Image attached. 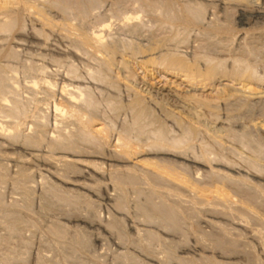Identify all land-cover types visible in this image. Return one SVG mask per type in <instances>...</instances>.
Wrapping results in <instances>:
<instances>
[{"label":"rangeland","instance_id":"rangeland-1","mask_svg":"<svg viewBox=\"0 0 264 264\" xmlns=\"http://www.w3.org/2000/svg\"><path fill=\"white\" fill-rule=\"evenodd\" d=\"M45 1L60 5L59 10L55 8L58 11L51 12L56 21L65 19L80 31L99 29L103 23H109L105 38L115 43L126 57L137 45L147 49L154 42L160 43L159 52H177L189 59L198 56L199 60L202 58L201 65L210 58L219 62L220 73L231 74L226 79L223 77L226 83L238 72L254 69L255 75L260 76L259 80L252 77L254 85L260 86L264 93V22L252 20L248 25L238 24L242 12L264 10V0H259V5L257 1L244 4L170 0L177 9L203 5V9L194 11L197 15L204 14L194 16L197 23L190 25L166 21L158 14L166 0ZM133 12L141 18L126 25L122 18ZM35 15L31 12L26 16L24 12L23 27L0 33V50L17 51L15 58H5L2 65L6 66V74L18 81L14 97L25 104L30 113L27 115L35 111L44 114L46 107L29 98L35 67L47 65L51 72L53 69L50 75L54 74L52 77L57 81L65 70L73 69L92 91L90 109L114 130H121L130 118L128 107L124 106L128 98L126 89L120 86L113 90L108 84L114 78L110 74L99 83L91 76L88 78L87 70L94 66L95 70L99 65L94 54L93 58L92 53L76 52V38L72 41L65 33L44 28ZM219 23L230 29L217 31L214 27ZM137 56L141 59L140 54ZM136 69L141 79L156 83L153 77H145L141 69ZM163 75H158L161 83L165 81ZM241 96L219 101L217 108L200 107L201 119L184 117L179 123L166 119L167 140L182 139L181 147L175 150L170 145L163 150L150 149L155 141L154 126L146 127L141 135L132 132L139 147L151 150L142 158L159 161L160 169L146 173L138 168L134 178L127 179L129 170L125 167L131 164L114 161L111 163L120 166L116 176L126 175L125 180L115 184L109 176V165L100 164L110 152L108 145L94 147L93 142L90 144L82 137L81 131L68 129L62 136L67 146L64 150L76 152L77 156L61 152L62 149L56 150L59 154L55 155L44 145L49 142L53 118L48 117L49 122L37 130L27 116L23 134L15 141L21 149L0 144V264H167L166 255L174 258L180 255L187 258L188 264H264V94ZM171 103L165 107L171 108ZM41 104L43 109H39ZM154 110L161 114L159 109ZM195 124L199 129L191 133L194 128L190 126ZM32 139L31 143L25 142ZM40 139L42 143L38 144ZM61 154L67 155L62 162L55 158ZM88 161H98L100 165L92 166ZM82 168L90 170V175L95 177L84 176L80 172ZM51 169L58 171L56 176L61 180L51 174ZM172 175L196 180L209 202H199L178 186ZM75 180L84 182L86 189L72 185ZM107 196L112 200H107ZM227 199L233 205L229 207H235L231 212L222 205ZM166 226L168 230L164 231ZM185 244L188 248L182 246Z\"/></svg>","mask_w":264,"mask_h":264},{"label":"bare ground","instance_id":"bare-ground-1","mask_svg":"<svg viewBox=\"0 0 264 264\" xmlns=\"http://www.w3.org/2000/svg\"><path fill=\"white\" fill-rule=\"evenodd\" d=\"M233 1H239L241 3L243 2L244 4L245 3L249 4V2H252V1H257L256 3H258L259 0H223L222 2L228 3V2H233ZM163 5L164 7L161 6L163 7L162 9L161 7H159L161 11L157 7L159 9L157 10L159 11V13L155 9L154 10L159 15L161 14L162 18L165 19L166 21H169V22L178 21L182 23L183 25H190L191 23L193 24L194 22L197 23V20L195 21L196 17H194L200 14V12H198V15L197 13H195L197 7L194 9L190 7L189 5V7H182V8L179 7L180 9H177L174 4V1H170V0L168 1L166 0ZM199 7L197 9H199ZM55 8L59 10L60 5H58L57 3L55 4L54 2H51L50 4H48V2L45 0L44 1L42 0H37V1H34V0H0V33L8 32V31L11 32L15 30L17 27H23V24H22V21H24L23 13L25 12L26 16L28 13V16H30L32 12V14L33 13L36 14L35 16L38 17L37 18L38 20H41L42 22L41 26L43 25L44 28L46 26L51 31L61 32L62 35L65 33L64 34L65 36L69 38H73L72 41L74 40V38H76L77 40L76 44L73 42L75 44L74 50L77 49V51L75 50L76 52H78L79 50L80 53L86 52L89 55L92 53L91 54L92 57L94 54V57L96 58V61L98 60L97 62L99 63V65H97L98 67L95 68V70L93 69L95 66L87 70L86 73L89 74L88 78H90L91 76V78L94 81L97 80V82L98 81L102 82V81H105L106 76L110 74V75H113L114 78L113 80L109 81L108 84L110 87L113 88V90L114 89L118 90L120 86H123V88L126 89V91L128 92L127 94L128 98L126 100L127 103L124 104V106H126V109L128 107L127 110H129L128 112H130L129 113L130 118L125 123V125L121 127V130L116 131L107 122H105L103 118L96 115V113L92 109H90V105L92 104V101H91L92 91L90 90L88 85L86 86L84 85L85 82L83 80L82 81L84 83L80 80L82 76L79 74H76V72L73 69L65 70L64 75L61 74L62 76L59 79L61 80L60 82L59 80L57 81L53 79L52 76L54 74L52 76L50 75V73L51 74L53 73V69L51 72V70L48 68L47 65L45 66L41 64L42 66L40 65H38V67L34 66L36 76L32 77L33 79L30 80V83L32 85L31 87L33 89L30 95L31 97L29 96L28 97L30 98L32 102L38 105H40L39 103H44V105H46V107H44L45 110H43L44 114H41V113L38 114V112L35 111L33 112V114L31 113V115H29L30 118L33 120L31 123H33V125L34 123L36 124L34 126L35 129L38 130L40 128L41 130L42 126L46 125V124L44 125V123L49 122L48 117L51 116L53 118V124L51 123L52 126L50 125L52 128H50L51 134L49 136V142L44 143V145H46L47 148H50V150L48 151L57 155L59 154V152H57L56 150L59 151V149H62V151L60 150L61 152L71 154V155H76L75 154L76 152L74 153L71 151L66 152L67 150L66 151L64 150L67 146L64 145L65 140L63 139L62 136L66 134L68 129L70 130L78 129L79 131H81L82 137L87 142L90 141L91 142L90 144H92V142L93 144H95L94 147H96V145H98L100 148L107 146V145L110 147V152H108V156L104 158V160H106L107 162L105 161L104 163H100V162L99 163L101 165L103 164L109 165L110 170H111V172H109L110 174L109 176H110V179L114 182V184H115V181H123L124 177L126 178V175H127V179L134 178L133 174L134 172H136L138 168L139 170H142V169L146 170V173H149V172L152 173V172H156V170H159L160 169L159 161H150L148 159L142 158L144 155H148V153L151 152L152 150L151 148L155 147V148H158L157 150H159V148L160 150L161 149L163 150L167 147V145H170V147H172V149L175 150V148L177 149L181 147L179 146L180 142L182 141L181 138H179L178 140H172V141L167 140L166 131H168L167 130L168 128H166V119L167 120L173 119L177 121V123L182 122V119L184 117H189L191 118L190 120H193V117L201 119L203 115L201 114L199 109L202 106L210 107V108H217L216 105L217 103H219V101L226 100V99H232L233 97H236L238 95L240 96L244 95V97L251 98L254 96L261 97V94L262 96L264 94L263 91L259 89L260 86L256 87L254 85V82L252 80L253 79L252 77L256 76L254 69L249 70L247 68L243 70L244 72L242 73L238 72L235 78L231 77L233 80H230V77H229L228 78L229 82L227 81L228 83H226V81L225 82L223 81V77H225L229 73L227 72L228 74H225L226 73L225 71H223L225 75H223L222 72L220 73L221 70H219V64H218L219 62L218 63L216 61L214 62V59L210 58L206 60V58L204 57L203 58L204 62L205 60L206 62L205 64L202 62L203 64L201 65L200 60L202 58L199 60L198 56L197 57L193 56L194 58L192 57L191 59H189L185 55H182L177 52L175 53L174 52H159L161 50L160 45H159L160 43L158 44L155 42L153 43V45H150L151 46L150 48H147V49L143 48L142 46L137 45V47L133 49L132 54H130L129 56L127 54L128 57H126V55H124L123 53H120V50L117 48L115 43L108 42L107 39L105 38L104 32L109 27V23H103V25H101V28L99 29H95L91 31H80L75 27L73 28L72 25L68 23L67 20L65 19L56 21L55 19L56 17L54 16L55 17L54 18L51 15V12L57 10ZM201 8L203 9L204 7H201ZM202 13L203 12H201V14ZM140 18H141V15L137 13L135 14L133 12L132 14L125 15L122 19L124 23L128 25L129 23H132L133 21H136V20L138 21ZM252 20H254V22L256 21L257 23L262 24V22H264V10L261 11L258 8L256 11H253L252 13L247 14L245 12H242L240 17L238 18V24L248 25V23H250ZM142 24L143 23H141V25ZM214 28L217 31L226 30V32L230 29L229 28L227 30L226 25H222L220 23L218 24V26L216 25ZM43 34L44 36H46V39H48V33L45 32ZM66 34H68L69 36ZM162 41H161V44L163 43ZM138 54H140V56L143 54H146V55L141 56V59H139V57L137 56ZM16 55H17V51L15 48H10V49L2 48V50H0V144L1 145L3 144V147L5 146L13 150L21 149L19 148V145L16 144L15 141H17V139L20 138V136L23 134L22 127L25 124L27 118L29 117L27 114H30L24 108L25 104L22 102V100L14 97L15 91H17L15 89H18V81H16L15 77L10 74H9L10 76H8L6 74V66L2 65L3 64L2 62L5 58L7 59L15 58ZM136 67L143 71L144 73L143 76L145 77L151 76V78L153 77L155 79L154 82L156 83H153V82L151 83L150 80L149 82L145 81L144 80L145 78L144 79L142 78L143 79L142 80L140 78L141 76H139L136 71L137 70ZM10 72H12V69ZM11 74H14V72ZM57 74L58 73H56V75ZM158 75L164 76L165 81L163 83H161L162 80L161 78H159ZM256 77H257L256 79H258L260 76L259 77L256 76ZM109 89L111 90V88ZM40 93H42L44 96L42 95L39 97L38 95H40ZM170 101L173 103V106L171 105V108L170 107L166 108L165 106ZM155 108L161 111V114L164 115L165 117L164 119L162 118L161 114H156L154 110ZM39 109H43V105L40 106ZM146 122L149 124L148 126L146 125ZM150 126H154L155 135L153 134V137L155 138V141L152 142L151 144V147H150L151 150L147 148L143 149L139 147L138 144L135 143L136 139L138 138L134 139L131 133L137 132L138 134L141 135L143 134L146 127H150ZM191 127L194 128L190 131L191 133L192 131L196 132L197 129H199L196 126V124L195 126L194 125L190 126V128ZM31 128L33 127L31 126ZM25 142L31 143L33 142V139L32 141L25 140ZM38 142H39L38 144H40L42 143V140L40 139ZM169 149L172 150L171 148ZM96 155L98 156V154ZM66 157L67 155L61 154V156L58 155L55 158L58 160L65 158L66 160ZM114 161L117 163L119 162V163H130L131 164L128 166H126L127 164L124 165L126 166L125 168L129 170L125 176L124 175L116 176L117 172L119 171H117L116 174H115V171L120 170L119 169L120 166H118L117 164L111 163ZM97 162L88 161V163H90L92 166L98 165L99 163ZM112 167L114 169H111ZM82 169L80 170V172L83 173L84 176L86 174V175H89L90 177L91 176L95 177L93 176L92 173H91L92 175H90V170H85V169L82 170ZM126 169H124V171ZM51 174L58 180H61L58 177L59 175L56 176V174H58V171L56 169L55 171L52 170ZM105 175L106 174H102V177L104 179H107L105 178ZM172 177L175 179L178 186H182L183 189H185L190 194L194 195L198 199V201L201 200L203 201L202 203L208 201L206 197H204L205 190L199 187V185H197L196 180L194 181L193 179H190L189 177L187 178L185 176L179 177L176 175H172ZM223 178H225V175ZM79 181L75 180L76 183H74L73 181V183L71 184L74 186H77V188L81 187V188L86 189L84 182H79ZM216 196H219V195H216ZM110 198L111 197L107 198V200L109 201L112 200ZM196 198L195 200H197ZM218 202L220 201L216 200V203ZM222 202H223L222 205H224V207L226 208L228 207L230 212L232 209L235 208V207L232 208L233 205L230 202H228V199ZM212 203L213 202H211L210 205ZM229 204L232 206L229 207ZM161 212L166 213L167 215L168 211H166L165 209H161ZM168 215L170 218L172 217V215H170L169 212H168ZM164 229H165L164 231L168 230L167 226L164 227ZM117 240H120V239H117ZM118 243L116 242L117 245H119ZM186 245L187 244L182 245V246L184 247ZM193 247L194 246H192V248ZM181 248L182 247L180 246V249ZM191 249L189 251H191ZM164 257L165 259H167L165 260L167 264H174V263L188 264L187 258L186 259L182 258L180 257V255L179 257L176 256L175 258L170 257V256L168 257L167 255Z\"/></svg>","mask_w":264,"mask_h":264}]
</instances>
